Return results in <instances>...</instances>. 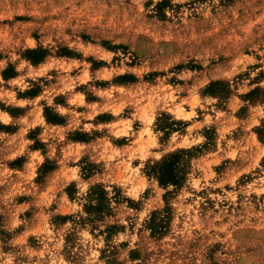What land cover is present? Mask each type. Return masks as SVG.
Segmentation results:
<instances>
[{
    "label": "rangeland",
    "instance_id": "374dc122",
    "mask_svg": "<svg viewBox=\"0 0 264 264\" xmlns=\"http://www.w3.org/2000/svg\"><path fill=\"white\" fill-rule=\"evenodd\" d=\"M0 264H264V0H0Z\"/></svg>",
    "mask_w": 264,
    "mask_h": 264
},
{
    "label": "trees",
    "instance_id": "16d2710c",
    "mask_svg": "<svg viewBox=\"0 0 264 264\" xmlns=\"http://www.w3.org/2000/svg\"><path fill=\"white\" fill-rule=\"evenodd\" d=\"M220 84L219 82H217ZM48 119V118H47ZM49 120V119H48ZM164 125V126H162ZM164 129H171L172 123H161L160 125ZM167 133V131H165ZM189 149H180L169 153L167 156L162 157L153 163H148L145 166V172L156 179L158 184L163 187L168 185L179 186L181 185L188 173V162H189ZM89 197V203L86 209L90 212L107 213L110 210V201L106 195L105 191L100 188V186H94L89 190L87 195ZM117 198V196H114ZM164 212L166 210H163ZM166 214L164 215V217ZM154 217V215H153ZM151 231L156 234H160L164 229V219H159V221L150 220L149 223Z\"/></svg>",
    "mask_w": 264,
    "mask_h": 264
}]
</instances>
